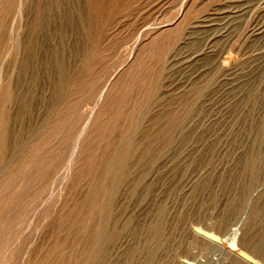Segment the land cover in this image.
I'll list each match as a JSON object with an SVG mask.
<instances>
[{"label": "rangeland", "instance_id": "rangeland-1", "mask_svg": "<svg viewBox=\"0 0 264 264\" xmlns=\"http://www.w3.org/2000/svg\"><path fill=\"white\" fill-rule=\"evenodd\" d=\"M250 258L264 0H0V264Z\"/></svg>", "mask_w": 264, "mask_h": 264}, {"label": "bare ground", "instance_id": "bare-ground-1", "mask_svg": "<svg viewBox=\"0 0 264 264\" xmlns=\"http://www.w3.org/2000/svg\"><path fill=\"white\" fill-rule=\"evenodd\" d=\"M59 7V6H58ZM39 24H40V22H39ZM41 26V25H40ZM45 27V26H44ZM165 30V29H164ZM164 32V31H163ZM60 33V32H59ZM38 67V66H37ZM26 71V70H25ZM29 71V70H28ZM115 73V72H114ZM63 76V75H62ZM65 76V75H64ZM62 79H63V77H62ZM63 82V81H62ZM59 83V82H58ZM132 83H134V82H132ZM33 85V84H32ZM157 85V84H156ZM156 85H154L155 87H156ZM56 87H58V86H56ZM149 87L151 88V86L149 85ZM105 89H106V86H104V88L102 89V93L105 91ZM156 89V88H155ZM60 90V89H59ZM57 92V91H56ZM101 93V94H102ZM102 96V95H101ZM101 98V97H100ZM98 99V98H97ZM15 100V99H14ZM20 100H22V99H20ZM26 102V101H25ZM21 103V102H20ZM17 104V103H16ZM22 104H24L23 102H22ZM27 104V103H26ZM134 111V110H133ZM174 118V117H173ZM179 121V120H178ZM132 122V121H131ZM87 124H88V121H87ZM177 124V123H176ZM173 125V124H172ZM171 127V126H170ZM175 128V127H174ZM173 128V129H174ZM131 129V128H130ZM84 132L86 131L85 129L83 130ZM81 134H83V132L82 131H80L77 135H76V137L74 138V143L72 144L73 145V147H72V151H71V153H70V156H69V158H68V160L66 161L67 163L65 164V168L64 169H68V167L71 165V160H72V156H73V154H74V152L77 150V146H78V142H79V140H80V138L82 137L81 136ZM168 135V134H167ZM126 146H127V144H126ZM7 147V146H6ZM163 149V148H162ZM169 150V149H168ZM127 157H129V156H127ZM121 161H122V157H121ZM111 162V161H110ZM126 163V162H125ZM117 164H118V162H117ZM120 164V163H119ZM253 165V164H252ZM115 166V165H114ZM124 164L122 165V164H120L117 168H116V170L114 169V176H115V179H116V181H115V183H114V185L111 187V189H110V191H109V195L110 196H112L113 194H114V192H115V189H117V186H118V184H119V182L123 179V177L127 174H125V172H124ZM127 169V168H126ZM67 172V171H66ZM65 174V173H64ZM111 174V173H110ZM62 178H63V176H62ZM66 178V177H65ZM134 182V181H133ZM121 185V184H120ZM120 185L118 186V187H120ZM140 188V187H139ZM119 189V188H118ZM106 204V203H105ZM102 216H103V218H106V216H107V211H103V213H102ZM197 227V226H196ZM159 228H161V227H159ZM160 230H158V229H156V231H155V233L157 232L159 235H160V232H159ZM194 232L195 233H197V232H199L200 233V229L199 228H197V229H194ZM198 234V233H197ZM206 235V236H212L211 234H209V233H207L206 231H202V235ZM103 237H105V236H103ZM110 240V239H109ZM243 255V254H242ZM247 257V256H246ZM95 259V258H94ZM250 260V262L252 263V264H260V263H258V262H256L254 259H252V258H250L249 259ZM189 263V262H188Z\"/></svg>", "mask_w": 264, "mask_h": 264}]
</instances>
